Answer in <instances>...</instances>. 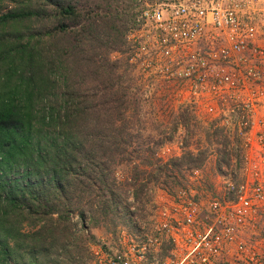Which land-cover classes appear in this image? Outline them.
<instances>
[{"label":"trees","instance_id":"1","mask_svg":"<svg viewBox=\"0 0 264 264\" xmlns=\"http://www.w3.org/2000/svg\"><path fill=\"white\" fill-rule=\"evenodd\" d=\"M135 13L133 0H0V264H81L90 228L125 220L152 186L170 191L173 167L203 161L134 146L135 100L109 53Z\"/></svg>","mask_w":264,"mask_h":264},{"label":"built area","instance_id":"2","mask_svg":"<svg viewBox=\"0 0 264 264\" xmlns=\"http://www.w3.org/2000/svg\"><path fill=\"white\" fill-rule=\"evenodd\" d=\"M253 1L133 0L135 25L127 34L129 63L151 80L179 86L186 103H196L204 94L236 95L225 109L217 99L205 108L218 122H237L247 139L245 151L257 134L250 130L264 97L258 87L264 80V57L254 45L256 27L249 20L254 14L246 10ZM259 142L263 139H255V144ZM245 172L249 177L229 183L230 199L211 200L208 223H199L194 210L184 204L180 216L158 223L159 234H166L173 245L182 236L186 253L181 263L186 259L191 264L208 263L251 220L264 199V170ZM143 248L142 244L104 257L97 254L92 264H162L147 259ZM238 251H244L241 243Z\"/></svg>","mask_w":264,"mask_h":264},{"label":"rangeland","instance_id":"3","mask_svg":"<svg viewBox=\"0 0 264 264\" xmlns=\"http://www.w3.org/2000/svg\"><path fill=\"white\" fill-rule=\"evenodd\" d=\"M246 10L254 14L249 18L256 27L254 45L264 57V0H254ZM127 52L128 42L124 49L110 52L109 58L117 67L116 74L122 76L121 83L127 87L128 98L135 100L130 101L126 111L134 146H153L154 157L163 161L188 150L204 159L192 169L186 168V163L179 169L173 167L178 182L169 184L170 191L161 185L152 186L141 203L130 206L132 213L126 215L125 220L117 218L114 225L90 228L94 238L90 253L81 264H92L97 254L104 257L142 244L149 260L158 259L162 264H191L189 259L181 263L186 253L182 236L175 246L166 234H159L157 225L180 216V204L189 205L199 223H208L212 218L209 212L211 200L230 199L229 183L235 185L249 177L245 176V169L264 170V97L254 116L257 122L250 130L251 134H257L252 138L251 149L245 151L243 145L247 139L239 133L237 122H218L205 108L217 99L219 107L225 109L236 95L226 94L221 98L204 94L196 103H186L184 94L178 91L179 86L151 80L129 63ZM258 87L264 93V80ZM184 118L187 121L184 122ZM255 139H263V142L255 144ZM128 171V166L119 167L116 170L118 178L130 176ZM178 173L183 177L179 178ZM74 220L78 219L74 217ZM74 228L79 229L80 223ZM240 243L243 252L238 251ZM16 259L13 258L10 264H20L21 257ZM205 264H264V199L252 213L251 220L239 227L234 239Z\"/></svg>","mask_w":264,"mask_h":264}]
</instances>
